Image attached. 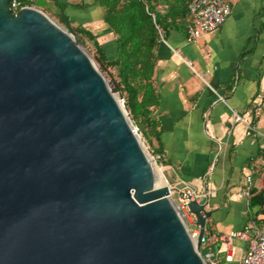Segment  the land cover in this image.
I'll return each mask as SVG.
<instances>
[{
  "label": "water",
  "instance_id": "95a60500",
  "mask_svg": "<svg viewBox=\"0 0 264 264\" xmlns=\"http://www.w3.org/2000/svg\"><path fill=\"white\" fill-rule=\"evenodd\" d=\"M9 2L0 0V264H206L199 248L214 210L188 195L195 242L67 17L63 28Z\"/></svg>",
  "mask_w": 264,
  "mask_h": 264
},
{
  "label": "crops",
  "instance_id": "0c3cea01",
  "mask_svg": "<svg viewBox=\"0 0 264 264\" xmlns=\"http://www.w3.org/2000/svg\"><path fill=\"white\" fill-rule=\"evenodd\" d=\"M47 1L50 7L42 10L65 25L67 17L73 29L91 30L113 56L115 37L105 25L99 0ZM53 2L59 10L52 9ZM229 3L232 12L227 21L195 42L188 41L185 30L191 18L182 30H170L157 48L153 77L160 97L154 118L161 128L159 142L154 138L153 146L160 150L173 188L200 191L205 179L216 187L208 206L214 213L207 221V228L216 235L263 219L256 207L247 210L242 189L252 174L255 191L263 190L264 139L246 136L245 126L234 121L232 110L254 118L264 133V0ZM218 140L225 151L215 162ZM216 245L218 257L224 259L226 245ZM246 245L235 240L237 250L231 264H240Z\"/></svg>",
  "mask_w": 264,
  "mask_h": 264
},
{
  "label": "trees",
  "instance_id": "16d2710c",
  "mask_svg": "<svg viewBox=\"0 0 264 264\" xmlns=\"http://www.w3.org/2000/svg\"><path fill=\"white\" fill-rule=\"evenodd\" d=\"M99 1L104 8L105 25L115 37L113 56L108 55L106 47L98 43L91 30L85 27L74 30L77 36L85 35L94 43L98 59L104 67L117 68L116 89L126 94L123 100L129 115L138 129H143L150 143L154 138L159 142L161 128L154 112L160 104V97L153 77L161 38L156 24L165 38L172 29L182 30V24L190 18L188 5L191 0ZM19 3L33 5V0H19ZM151 13H154L155 19ZM112 61L116 64L113 65ZM154 151L160 153L159 148ZM263 204L264 189L256 192L251 199V206L257 208V214ZM257 222L264 226V219Z\"/></svg>",
  "mask_w": 264,
  "mask_h": 264
},
{
  "label": "built area",
  "instance_id": "2783aa9c",
  "mask_svg": "<svg viewBox=\"0 0 264 264\" xmlns=\"http://www.w3.org/2000/svg\"><path fill=\"white\" fill-rule=\"evenodd\" d=\"M10 10L16 13L24 5L19 3V0H10L9 2ZM29 6V5H27ZM188 10L190 14V21L186 27L187 39L190 42H195L199 37L207 32L218 30L228 19L232 12L229 0H191L188 5ZM155 19L154 13H151ZM159 30L160 38L165 41L164 36L160 27L156 24ZM220 99L223 100L222 97ZM123 103L124 100L122 99ZM125 105V104H124ZM264 106V101L262 103ZM261 108L255 110V114L259 115ZM233 119L236 123H242L245 126L246 136L264 139V133H262L254 120V118H247L243 114L232 110ZM137 129L138 127L135 126ZM206 127L208 125L206 124ZM139 131V129H138ZM209 131V128H207ZM217 140V138H215ZM219 141V140H218ZM220 147L215 156V162H218L220 156L225 151V147L219 141ZM154 159L155 157L151 155ZM157 161V160H156ZM252 174L248 175L242 189V194L245 198V205L247 210L251 209V199L256 194L254 192V183ZM211 179V177H209ZM260 179L262 183V188L264 189V160L260 170ZM205 185L202 190L194 191L192 189L186 188L181 190L183 193L179 194V197L174 201L176 208L178 209L182 219L184 220L188 232L191 238L197 242L200 234V228L196 224V217L194 214L190 213L188 204V195L197 200L200 203H207L209 206V200L212 196L216 194V187L210 185V183L205 179ZM176 188L171 192L170 198L172 199L174 193H176ZM173 200V199H172ZM261 216L264 219V204L261 206ZM243 240L247 242L245 249L243 250L240 264H264V227L260 226L257 220H251L246 226L241 230H235L227 234L216 235L212 233L210 229L206 228L201 238L200 253L206 264H231L235 259V254L237 247L235 246V240ZM221 243L226 245V254L224 259H220L216 252V244Z\"/></svg>",
  "mask_w": 264,
  "mask_h": 264
},
{
  "label": "rangeland",
  "instance_id": "374dc122",
  "mask_svg": "<svg viewBox=\"0 0 264 264\" xmlns=\"http://www.w3.org/2000/svg\"><path fill=\"white\" fill-rule=\"evenodd\" d=\"M33 5L38 7V8H45V7H50V3L47 0H34L33 1ZM52 9H58L59 7L57 5L52 4ZM45 12V11H44ZM48 14V13H47ZM49 15V14H48ZM56 23H58L61 27L65 28L66 25L64 24V22L62 20H60L59 18L53 17L51 15H49ZM78 40L81 42L83 48L85 49V51L90 55V57L92 58V60L96 63V65L98 66V68L100 69V71L102 72V74L104 75V77L106 78L108 85L110 87V89L112 90V92L119 97V99L122 101V99L124 97H126V94L121 92L120 90L116 89V74L118 72L117 68L111 67V66H106L104 67V65L101 64L100 60L98 59V53L96 51V47L94 45V43L85 35H79L77 36ZM126 111L129 113L128 108L125 106ZM130 116V115H129ZM133 124L135 126L136 123L133 121V118L130 116ZM138 127V126H137ZM141 129V128H140ZM138 133L140 134V138H141V142L147 147V152H149L150 155H153L155 157V165H158L160 167V169L162 170V172L164 173L166 179L168 180V184L172 187H176L173 183V181L169 178L168 176V171L165 168V165L162 162V159L159 157V154L157 152L154 151L155 147L153 146V143H150L148 141V139L145 137L146 135L144 134L143 129L139 130ZM164 170V171H163ZM178 188H181L179 186H177ZM176 193H174L172 199L173 201H176V199L179 197V189H175Z\"/></svg>",
  "mask_w": 264,
  "mask_h": 264
},
{
  "label": "bare ground",
  "instance_id": "6f19581e",
  "mask_svg": "<svg viewBox=\"0 0 264 264\" xmlns=\"http://www.w3.org/2000/svg\"><path fill=\"white\" fill-rule=\"evenodd\" d=\"M142 143V142H141ZM143 144V143H142ZM143 146H144V148H145V150H146V152H147V147L143 144ZM148 154H149V152H148ZM149 156H150V158H151V162L153 163V164H155V159L149 154ZM158 168H159V173L162 175V185H165V184H168V183H166V177H165V175H164V173L162 172V170L160 169V167L158 166V165H156ZM169 185V184H168ZM170 186V185H169ZM170 188H171V192H173L174 191V188L172 187V186H170Z\"/></svg>",
  "mask_w": 264,
  "mask_h": 264
}]
</instances>
